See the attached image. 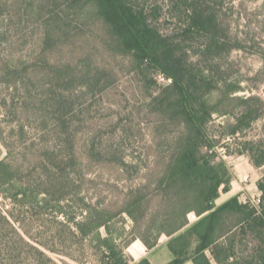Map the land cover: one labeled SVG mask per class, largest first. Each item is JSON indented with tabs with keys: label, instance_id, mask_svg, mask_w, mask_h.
<instances>
[{
	"label": "trees",
	"instance_id": "obj_1",
	"mask_svg": "<svg viewBox=\"0 0 264 264\" xmlns=\"http://www.w3.org/2000/svg\"><path fill=\"white\" fill-rule=\"evenodd\" d=\"M223 5L0 0V42L12 47L0 48V110L15 137L0 129V264L77 259L67 249L154 264L128 247L137 255L163 235L164 264H264V175L258 198L217 203L233 183L217 148L264 113L260 95H237L228 64L244 45ZM125 78L136 102L126 112L119 96L124 109L101 120L94 102ZM245 154L263 167L264 139L245 140ZM92 165L114 167L117 181Z\"/></svg>",
	"mask_w": 264,
	"mask_h": 264
},
{
	"label": "rangeland",
	"instance_id": "obj_2",
	"mask_svg": "<svg viewBox=\"0 0 264 264\" xmlns=\"http://www.w3.org/2000/svg\"><path fill=\"white\" fill-rule=\"evenodd\" d=\"M223 7L221 14H226L227 19H230L233 24V30L239 34L242 39L244 48L238 49L232 52L230 61L228 64L230 68V74L233 79L242 80L243 90L238 92L237 95H260L264 99V0H223ZM174 12H177L174 10ZM1 43V42H0ZM0 48H4L5 51L12 49L9 47V43L4 41L0 44ZM22 52V51H21ZM26 50H24V53ZM160 83L164 84L169 82L162 75L158 76ZM131 83V80L125 78L121 80L113 92L103 94L102 99L100 97L94 102V110H97L98 117H102L101 120H106L107 116L111 113H116V110H123V102L119 101V96H122L126 102V112L130 110V107L136 102L131 94L127 93L124 85ZM132 84V83H131ZM126 97V98H125ZM125 102V101H124ZM124 114V112H122ZM8 119V118H7ZM225 120V117H217L216 122L220 123ZM12 123L6 121L3 117V112L0 110V129L4 130L6 140L12 142L13 137L9 134V130L12 128ZM32 133V132H31ZM29 133V135L31 134ZM264 139V113L263 116L253 124V126L246 130L244 133L234 137H227L225 140V147L219 146L217 150L220 153V149L224 148L230 155L225 159L231 167L233 172V183L230 192L222 193L217 203L229 198L235 194H241L243 200H254L260 196V192L257 188V182L264 175V166L261 168L255 167L248 155H238V151L242 149L243 142L245 140H260ZM21 144L14 142V155L20 156L22 149ZM6 148L0 141V155H6ZM222 157L221 153L219 154ZM239 156V157H238ZM241 174V178L248 176L249 180L243 182L237 177L236 173ZM91 173L99 176L101 174L103 180L110 179L111 181H117V170L111 166H95L92 165ZM121 181V180H120ZM123 181L120 182L122 184ZM190 222L193 223L197 220V216L191 213ZM128 228H130L131 222L128 219ZM169 237L163 235L158 245L153 249H148L144 244L139 243L141 252L134 255L129 251L131 256L135 260H139L143 257H148L154 264H164L171 258L170 251L166 248V243ZM138 242L134 241L132 244ZM67 252H71L74 258L64 255H53L56 260L61 264H96V259L87 251L83 252L79 249L71 250L67 249ZM78 260H83L81 263Z\"/></svg>",
	"mask_w": 264,
	"mask_h": 264
},
{
	"label": "built area",
	"instance_id": "obj_3",
	"mask_svg": "<svg viewBox=\"0 0 264 264\" xmlns=\"http://www.w3.org/2000/svg\"><path fill=\"white\" fill-rule=\"evenodd\" d=\"M220 153H221L222 157H224L225 159L228 157L227 156V152H226V150L224 148L220 149ZM235 173H236L237 177H239V179L241 181L247 182L249 180L248 176H245V177L241 178V174L240 173H237V172H235Z\"/></svg>",
	"mask_w": 264,
	"mask_h": 264
},
{
	"label": "crops",
	"instance_id": "obj_4",
	"mask_svg": "<svg viewBox=\"0 0 264 264\" xmlns=\"http://www.w3.org/2000/svg\"><path fill=\"white\" fill-rule=\"evenodd\" d=\"M239 157V156H238Z\"/></svg>",
	"mask_w": 264,
	"mask_h": 264
}]
</instances>
